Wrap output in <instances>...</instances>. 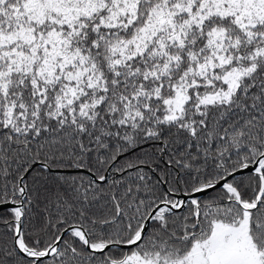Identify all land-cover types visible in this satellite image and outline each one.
I'll list each match as a JSON object with an SVG mask.
<instances>
[{"label": "snow or ice", "instance_id": "1", "mask_svg": "<svg viewBox=\"0 0 264 264\" xmlns=\"http://www.w3.org/2000/svg\"><path fill=\"white\" fill-rule=\"evenodd\" d=\"M0 264H264V0H0Z\"/></svg>", "mask_w": 264, "mask_h": 264}]
</instances>
